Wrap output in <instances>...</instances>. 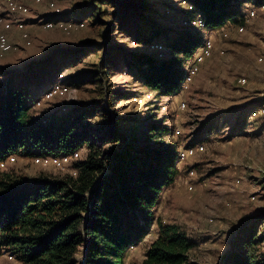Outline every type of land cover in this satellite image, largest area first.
<instances>
[{
    "label": "rangeland",
    "instance_id": "rangeland-1",
    "mask_svg": "<svg viewBox=\"0 0 264 264\" xmlns=\"http://www.w3.org/2000/svg\"><path fill=\"white\" fill-rule=\"evenodd\" d=\"M83 1L90 2L42 0L40 4H30L21 0L24 10L11 13L0 0V15L4 18L0 33L6 34L13 48L0 57V101L5 94L7 77L4 73L26 74V66L43 62L56 49L70 50L90 43L98 46L81 61L57 67L52 80L26 86L25 92L31 101L46 87L56 84V75L60 73L64 77L61 83L69 87L67 93H58L38 108L32 105L36 108L31 106L29 112L32 121L45 122L52 117L65 116L76 103L98 97L97 84L82 78L97 72L103 44L122 46L137 54L153 55V51H160L163 58L169 54L167 48L142 46L136 34L133 39L120 32L118 23L112 28V7L108 4L98 5L90 18L82 20L86 24L80 22L82 27L68 32L58 27L42 28L48 20H73L72 11ZM181 1L184 0H145L149 12L145 15L146 21L140 24L138 37L147 38L154 32L158 35L155 34L153 40L162 43H170L186 32L200 42L209 37L213 42L210 57L200 64L192 78L182 82L174 97H159L157 91L138 81L136 68L126 67L121 61L107 79L112 89L122 95L110 111L120 120L117 131L134 149L154 146V140L143 142L144 128L162 121L171 130V134L163 138L166 143L176 144L180 152L193 149L191 157L177 161L179 176L162 191L154 208L155 217L180 226L194 243L189 253L191 264H221L226 255L239 250L238 239L244 229L250 228L260 239L257 252L264 255V114H259L264 104V9L247 3L241 6V14L237 13L236 24L230 22L227 27L211 32L206 28L184 31L196 26L192 22L184 23L187 17L183 10L192 12L194 9L189 10ZM99 9L106 12L96 21ZM19 21L26 27L30 45L20 39L15 26ZM191 63L192 59L187 63L185 76ZM241 78L245 79L244 85L238 84ZM87 121H81L80 125L95 126L101 122L98 116ZM193 141L200 143L188 146ZM103 148L108 149L110 145ZM87 152V146L83 145L70 156H59L58 167L43 161L50 157L11 155L0 167L28 179L41 173L51 177L75 175V165L85 160ZM191 171L193 175L189 176ZM155 237L156 227L153 226L148 235L128 251L125 264L141 263ZM0 264L20 263L4 253Z\"/></svg>",
    "mask_w": 264,
    "mask_h": 264
},
{
    "label": "trees",
    "instance_id": "trees-1",
    "mask_svg": "<svg viewBox=\"0 0 264 264\" xmlns=\"http://www.w3.org/2000/svg\"><path fill=\"white\" fill-rule=\"evenodd\" d=\"M184 1L194 9L183 10L187 17L184 23L196 21L199 16L210 32L235 23L241 6L264 4V0ZM144 3L145 0H90L75 6L73 20L81 22L90 18L98 5L108 4L112 7V28L118 23L120 32L133 39L136 34L142 46L167 48L169 54L163 58L160 51L137 54L122 46L103 44L97 72L82 78L95 82L99 95L76 103L69 114L45 122L32 121L31 106L47 87L31 101L26 86L52 80L57 67L81 61L97 50V44L56 49L43 62L26 66V74H3L7 80L0 101V165L11 155L60 158L74 154L83 145L88 152L85 160L75 165V175L51 177L41 173L28 179L0 167V256L9 253L20 264H125L128 251L155 226L156 237L139 264H191L189 253L194 243L185 231L154 215L162 191L180 173L176 165L178 146L163 140L171 134L170 128L164 121L148 124L143 142L154 140L155 145L134 149L117 131L120 120L110 111L122 99L121 93L107 83L118 63L136 68L138 81L157 91L159 97H174L185 80L187 63L202 44L187 32L170 43L154 41V32L147 38L138 37L140 24L149 12ZM105 12L99 9L95 20L99 21L98 16ZM191 28L181 29L201 30ZM97 116L101 122L95 126L80 125ZM199 143L193 141L188 146ZM105 145L110 148L104 149ZM242 233L239 250L226 255L221 264H264V255L257 252L260 239L255 230L244 229Z\"/></svg>",
    "mask_w": 264,
    "mask_h": 264
},
{
    "label": "bare ground",
    "instance_id": "bare-ground-1",
    "mask_svg": "<svg viewBox=\"0 0 264 264\" xmlns=\"http://www.w3.org/2000/svg\"><path fill=\"white\" fill-rule=\"evenodd\" d=\"M23 1H25L26 3H30V4H40L42 2V0H23ZM181 3L184 5L186 4L185 6H187L189 10L193 9L185 1H181ZM1 4L5 7V9L7 11H9L11 13H21V11L24 10V4L21 3V0H1ZM251 7L255 8L252 5H251ZM256 8L263 10L264 4L259 5ZM202 21L203 20H201L198 17L196 19V21L192 22V24H194V26H196L198 28H205L204 22H202ZM3 22H4V18L0 15V25H2ZM15 26H16V29L18 30V32L20 33L21 41H23V43L25 45H30L29 35L27 33V30H26L24 23L19 21L16 23ZM82 26H83L82 23L75 22L73 20H67V21H65V20H48L42 25V28L43 29H52L54 27L55 28L58 27V28L62 29L64 32H68V31H71L72 29H76V28L82 27ZM238 31L242 32V28H239ZM5 35L0 33V57L13 50L12 46L9 43L10 41H8V38ZM222 36L225 37L226 34L223 33ZM200 45L201 46L197 49V51H196L197 53H195L193 60H192V63L190 65V67L188 68V72H187V75L185 77L184 82H187L190 78H192L197 73L200 64L205 59L209 58L211 55L212 48H213V42L209 37L204 42H202V44H200ZM151 48H153V46ZM258 61L261 62L262 59L259 58ZM63 78H64L63 73H60L57 76V83L50 86L49 88H47L42 93V95L33 103V106L38 108L44 102H46V101L48 102L53 97L55 98L58 93H62V92L67 93L68 92L67 90L69 89V87H66L63 83H61ZM238 84L244 85L245 79L244 78L239 79ZM263 87H264V84H263ZM33 106H32V109H36V108H33ZM259 114H264V104L262 105V107L259 111ZM193 152L194 151L191 148L180 152L178 155V161L182 162L186 158L191 157L193 155ZM43 161L52 163L53 165H56L57 167L60 166L59 158H51L50 157V158H46ZM188 175L192 176L193 175L192 171L190 173H188Z\"/></svg>",
    "mask_w": 264,
    "mask_h": 264
},
{
    "label": "crops",
    "instance_id": "crops-1",
    "mask_svg": "<svg viewBox=\"0 0 264 264\" xmlns=\"http://www.w3.org/2000/svg\"><path fill=\"white\" fill-rule=\"evenodd\" d=\"M12 36V35H11ZM13 42H15V41H13Z\"/></svg>",
    "mask_w": 264,
    "mask_h": 264
},
{
    "label": "built area",
    "instance_id": "built-area-1",
    "mask_svg": "<svg viewBox=\"0 0 264 264\" xmlns=\"http://www.w3.org/2000/svg\"><path fill=\"white\" fill-rule=\"evenodd\" d=\"M192 77V76H191Z\"/></svg>",
    "mask_w": 264,
    "mask_h": 264
}]
</instances>
